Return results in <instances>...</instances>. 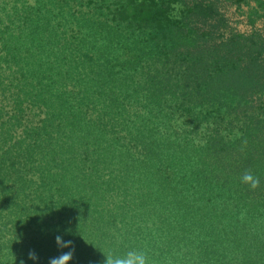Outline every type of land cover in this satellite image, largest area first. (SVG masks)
Here are the masks:
<instances>
[{
	"label": "trees",
	"instance_id": "16d2710c",
	"mask_svg": "<svg viewBox=\"0 0 264 264\" xmlns=\"http://www.w3.org/2000/svg\"><path fill=\"white\" fill-rule=\"evenodd\" d=\"M162 9L0 0V264H264L263 53Z\"/></svg>",
	"mask_w": 264,
	"mask_h": 264
},
{
	"label": "rangeland",
	"instance_id": "374dc122",
	"mask_svg": "<svg viewBox=\"0 0 264 264\" xmlns=\"http://www.w3.org/2000/svg\"><path fill=\"white\" fill-rule=\"evenodd\" d=\"M166 1L152 0V5L163 8L164 16L170 14L173 18H183L191 29L201 35L203 45L211 46L224 39L242 36L244 44H251L259 50L257 53L262 52L264 56V0ZM197 3L210 4L212 12L208 15H191L190 11L194 14L192 8ZM184 16L188 18L184 19Z\"/></svg>",
	"mask_w": 264,
	"mask_h": 264
},
{
	"label": "clouds",
	"instance_id": "9594fccd",
	"mask_svg": "<svg viewBox=\"0 0 264 264\" xmlns=\"http://www.w3.org/2000/svg\"><path fill=\"white\" fill-rule=\"evenodd\" d=\"M241 181L242 183L250 185L252 189L258 188L260 184L259 178L250 172H246L241 177ZM68 231L70 232L71 229ZM55 242L59 249H67V251H61L60 255L50 257L47 264H69V262L73 260L75 254L73 241L65 240L61 235H56ZM29 258L34 261L38 259L35 252H30ZM106 258V264H150L147 254L144 251L138 249L128 250L122 255H114L109 253ZM21 264H24V262L22 261Z\"/></svg>",
	"mask_w": 264,
	"mask_h": 264
}]
</instances>
